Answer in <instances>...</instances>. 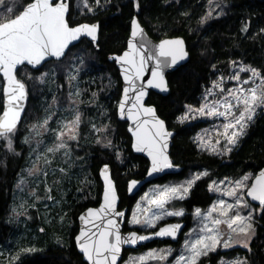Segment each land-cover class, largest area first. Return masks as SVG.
<instances>
[{
  "label": "trees",
  "instance_id": "1",
  "mask_svg": "<svg viewBox=\"0 0 264 264\" xmlns=\"http://www.w3.org/2000/svg\"><path fill=\"white\" fill-rule=\"evenodd\" d=\"M7 2L9 6L18 7L29 0ZM86 2L88 7H85V0H69L67 20L71 26L98 22L97 42L92 44L82 39L61 60L49 61L39 70L21 66L15 75L25 85L27 98L19 129L13 141L10 140V146H6L0 138V242L4 243L18 227L11 213L9 217L12 206L10 189L18 172L25 166L30 146L23 141L30 140L29 128L46 118L51 106L53 116L50 120L57 115L63 119H67L71 113L74 119L79 115L76 138L67 142V147L81 172H72L66 180L71 182L63 199L64 204L60 206V212L69 210L67 221L71 226V236L62 244L49 241V236L43 247L22 252L18 259L13 256L0 258V264H86L74 247L73 235L77 230L78 213L98 204L101 190L98 169L102 164L111 167L120 207L128 206L130 210L134 203L136 198L126 196V182L130 178L143 177L148 162L132 153L127 123L117 119L116 103L121 82L114 62L107 59L108 55L119 54L125 48L133 16L155 40L182 37L189 52L188 62L166 75L168 94L161 96L151 92L147 98V103L155 107L166 127L175 131L169 155L174 164L182 167L178 174L163 177L157 182L184 184L201 173L207 175L195 182L184 199L172 200L166 207L174 211L182 210L183 220L192 224L193 211L200 209L204 212L212 202L214 193L209 189L211 179H237L244 174L253 176L264 167V110L257 111L237 145L223 156L197 148L194 137L203 126L201 120L181 119L187 107L199 105L200 96L210 85L214 74L226 73L234 62L255 69L264 77V0ZM72 70H75L74 80L71 79ZM2 86L3 78L0 75V114L4 109ZM75 90L77 95H72L71 92ZM251 207L253 234L247 247L235 245L224 250L217 249L209 254L210 264L231 259H241L242 264H264V208L248 204V208ZM125 228L130 229V226L125 224ZM131 228L150 231L155 227L149 230H141L137 226ZM161 245L165 244L154 242L142 249L153 248L157 254L165 256L164 252L159 251L163 248ZM130 253L134 251L127 252L124 258ZM166 258L150 259L143 264H166L170 259Z\"/></svg>",
  "mask_w": 264,
  "mask_h": 264
},
{
  "label": "snow or ice",
  "instance_id": "2",
  "mask_svg": "<svg viewBox=\"0 0 264 264\" xmlns=\"http://www.w3.org/2000/svg\"><path fill=\"white\" fill-rule=\"evenodd\" d=\"M95 2L98 4L100 0H95ZM0 6H2V11H0V73L6 78L7 85L3 88L7 106L6 110L3 111L2 118H0V138H4L16 128L22 110L20 101L25 98V85L17 80L15 75L18 66L24 65L25 62L28 65L37 66L49 57L59 59L65 55L69 45L77 41L81 35H87L95 40L97 26H71L67 20L70 8L69 0H29L27 4L18 7L9 6L7 0H0ZM85 7H88L86 0ZM88 10L91 11V8L89 7ZM132 25L131 35L133 39L142 36L143 29L140 28L135 19L132 21ZM128 48L129 50L125 51L122 56L116 57L123 64L130 66L124 69V80L127 82L128 87L123 90L124 99L121 101L119 108L123 114L125 104L128 103L129 99H134L135 102L132 103L131 108L137 109L135 114L136 130L133 133L136 138L135 148L138 152L147 151L151 157L152 168L149 173L151 175L153 172L172 167L165 154L166 141L171 133L165 130L164 122L155 116L154 109L142 107L140 102L145 92L142 87L137 89L135 82L142 79L147 62L155 59L156 64L151 73L152 79L148 80L147 84L166 91L163 69L175 65L177 60L183 59L186 53L183 51L182 40L163 41L157 46V50L147 57L144 55L143 43L137 44L130 41ZM239 71L250 72L251 76L248 79L241 80L239 73H236L232 79L240 83L235 90H229L228 96L224 97L223 101H215L211 105L204 104L198 109L201 115H218L225 118L227 122L222 125V134L228 144H235L239 136L244 134V129L252 121L258 108L264 110V77H261V74L255 69L241 67ZM257 79H259V83H257ZM250 83L254 86L243 87V85ZM130 91L135 93L134 97H129ZM209 94H212L211 90H209ZM221 107L224 109L223 111L219 110ZM131 108L128 110L130 119L133 118ZM141 112L151 116L152 119L139 120ZM79 120L80 117L77 115L70 122V127L65 126L68 127V133L63 131L57 133V139H62L66 134L69 135V139H75V135L70 133L78 126ZM45 124H47V120ZM64 147H66L64 143L57 146V148ZM227 150L230 151V149ZM48 151L52 152L54 149L49 148ZM213 151L215 150L213 149ZM104 172L107 185L103 196L104 202L100 209H89L87 213V217L98 218L102 222L113 213L116 216H124L123 212L115 211L116 194L114 186L106 175V166ZM203 175H207V173L199 174L181 185L165 186L148 201L151 207L142 210L145 213H150V215H145L141 219L140 216L134 213L131 223L154 228L156 227V221L166 216H182L184 214L182 210L168 211L165 207L166 204L172 200L184 199L189 189ZM249 179V176H244L242 180L235 182L231 190L224 193L229 197H234L235 203L220 200L212 206L203 217L204 220L210 221L212 226L210 227L209 224L205 223L199 229L204 235L199 236L191 244L185 243L186 254H181L177 258V264H197L201 256H206L209 251H214L223 239L218 228L219 225H227L229 230L227 239H223L224 247L230 246L235 237L251 238V234H253L250 222L251 213L248 216H242L237 211L238 207H248L247 202H242L237 190L247 188V195L264 205V171L260 172L250 186L246 183ZM135 185L136 182L133 181L130 189ZM209 188L215 190L212 185ZM142 199H148V197L145 196ZM137 208H140L139 204ZM213 213L218 215L213 217ZM195 215L197 217L201 216L200 209L196 210ZM81 219L85 223L92 222L85 216H82ZM94 227L97 232L89 234L88 231L82 230L77 237L79 249L90 264H116L117 254L120 252L122 243L136 244L138 241L149 239L148 236H137L135 232L127 238H122L114 219H106L103 228L100 224H94ZM179 228V224L169 225L160 228L154 235L172 236L174 238ZM110 237L113 239H110ZM245 247H247L246 243ZM147 259L162 260L165 259V256L152 251L146 256L139 257V264H143Z\"/></svg>",
  "mask_w": 264,
  "mask_h": 264
},
{
  "label": "rangeland",
  "instance_id": "3",
  "mask_svg": "<svg viewBox=\"0 0 264 264\" xmlns=\"http://www.w3.org/2000/svg\"><path fill=\"white\" fill-rule=\"evenodd\" d=\"M241 67L250 68L239 62H234L226 73L216 72L210 85L206 87L200 96L199 105L196 107H187L181 116V119L183 118L182 120L184 121L201 120L203 122V126H201L196 132L194 137V142L200 151H205L217 156L228 155L234 146L237 145L238 140L243 136H239L235 144H228L222 134V125L227 122L225 118L218 115H201L198 111V109L204 104L211 105L215 101H223L224 97L228 96L229 90H235L240 83L232 79L236 73H239L241 80L248 79L251 76L250 72H240L239 70ZM70 74L71 79L74 80L76 78L75 70H72ZM259 82V79H257V83ZM216 85L219 86L217 87ZM251 86L254 85L251 83L243 85L245 88ZM221 89H223V91H221ZM209 90H211L212 94H209ZM71 94L77 95V91H72ZM229 99H231V97H229ZM219 110L223 111L224 109L221 107ZM258 110L259 108L256 110L255 115ZM50 111L51 112H49V115L46 118H42L38 123L31 125L28 130L30 140L23 141L26 146L27 144L30 146L25 157V166L18 172L12 183V188L10 189L12 206L10 207L9 217L11 213V217L16 219V226L18 227H16L17 230L14 231L7 242H0V258L2 259L10 258L12 256L14 259H18L22 252H32L41 248L46 244L49 236V241L57 244H62L71 236V226L67 221L69 210L66 209L60 212V206L64 204L63 199L67 194L71 182H67L66 180L71 177L73 174L72 172L78 173L79 171L81 172V169L80 167H77L79 165L77 164L76 159L72 160L67 147V142L74 139H69L68 134L64 135L62 139H57V133L61 131L68 133V127L65 126L67 125L70 127V122L74 120V117L72 116L73 113H71L67 119H63L61 115H57L50 120L53 116L52 106L50 107ZM67 115L68 113L65 114V116ZM46 120L47 124H45ZM252 121H250L248 125ZM17 129H19V127L14 129L13 132L9 133L6 137L1 138L6 146L9 145L11 139L13 141L14 135L17 134ZM24 130L25 128H23L22 131ZM76 130L77 127L70 134L75 135L76 137ZM40 137L44 138L40 139ZM217 141H219V143H217ZM61 143H64L66 147L57 148ZM202 145H204V147H202ZM49 148L54 149V151L49 152ZM213 149L215 151H213ZM227 149H230V151ZM244 176L249 175L244 174L237 179L216 178L210 180L209 186L212 185L213 189H215L210 190L214 193L212 202L206 211L201 212L200 217L195 215L196 209L193 211L194 222L188 227L186 233L183 232L185 235L181 240L179 248L174 249L163 247L159 249L161 253L164 252V255L167 258H170L169 262H166V264H177V258L181 254H186L185 243L187 242L188 244H191L199 236L204 235L199 229L202 228L205 223L209 224L210 227L212 226L210 221L204 220L203 217L213 205L217 204L220 200H224L227 203H235L234 197H229L224 193L231 190L234 187L235 182L242 180ZM249 177L250 179L246 182L247 185H249L252 176ZM181 184H173L172 182H155L148 185L143 192L136 197L129 210L125 224L130 227L137 226L141 230L152 229L140 224H132L131 219L133 214H137L141 219H143L145 215H150V213L142 211L143 209L151 207L148 201L165 186H176ZM245 189L246 188L237 190V194L242 198V202H247L244 197ZM77 190H80V188ZM145 196H147L148 199H142ZM138 204L140 205L139 209L137 208ZM166 209L168 211H174L169 210L167 207ZM237 211H239L242 216H248V214L252 212V207L251 209L248 207H238ZM217 215V213H213V217H216ZM175 217L180 216H166L165 218L156 221V225L162 221ZM218 228L222 238L227 239L229 235L227 225L222 224L219 225ZM223 239L221 240V243L216 246L214 251H209L208 253L215 252L217 249H228L235 245H242L245 247V243L247 245L249 243V239L241 236L235 237L234 241L230 243V246L224 247ZM152 251L153 248H147L130 253L121 264L139 263V257L146 256ZM148 260L150 259H147L146 261ZM217 264H242V260H220Z\"/></svg>",
  "mask_w": 264,
  "mask_h": 264
},
{
  "label": "water",
  "instance_id": "4",
  "mask_svg": "<svg viewBox=\"0 0 264 264\" xmlns=\"http://www.w3.org/2000/svg\"><path fill=\"white\" fill-rule=\"evenodd\" d=\"M134 19L137 21V23L139 24L140 28L143 29V35L142 36H137L135 39H133V37L131 35L132 30H133L132 21ZM80 25H89V26L95 25V26H97V31L95 33L96 39L92 40V38L87 36V35H81V37L77 41L72 42L69 45L68 49H66V51H65V55L67 54V52L69 51L70 48L78 45L81 42L82 39H86L89 42H91L92 44H95L97 42L98 35H99V23L98 22H93V23L82 22V23H78V24L73 25V27L80 26ZM174 40H182L183 41V51H184V53H186V55L184 56L183 59H178L177 63L175 65H172L170 67H166V68L163 69V78H164V82H165L167 90L166 91H162L160 88H157V87H154V86H149L147 84V81L152 79L151 73H152V70L154 69L155 64H156L155 59L150 60V61L147 62V64L145 65V73L143 74L142 79L141 80H137L135 82L136 86H137V89H140L142 87L143 91L145 92V95L141 98V102H140L142 107L152 108V109L155 110V107L152 104H148L147 103L148 95L151 92L159 94L161 96L167 95L168 92H169V86H168L166 75L168 73L178 69L179 67H181L182 65L187 63L188 60H189V52L187 50V46H186V43H185L184 39L182 37H180V36H173V37H164V38L155 40V39L151 38L147 34L145 28L139 22L137 17L133 16L131 21H130L129 33H128V37H127V40H126L125 48L119 54H111V55L107 56V59L109 61H113L114 62V65H115V67L117 69L118 76H119L120 82H121L120 94H119L118 101L116 103V116H117V119L119 121H124V122L127 123V131H128V133L130 135V138H131L130 147H131L132 153L135 154V155H139V156L143 157L148 162V166H147V169H146L143 177H141V178H130L129 180H127V182H126V196L127 197L136 198L141 192H143V190L149 184L154 183V182L158 181L159 179H161L163 177H167V176H170V175L178 174L179 172H181L182 167L180 165L174 164L172 162L171 158H170V155H169L170 147H171V144H172V138L175 135V131L174 130H170V129H168L166 127L165 122L157 115L156 110H155V116L159 120H162L164 122L165 130L167 132L171 133V135L167 138V141H166L167 142V148L165 150V154L167 155L168 160L171 163L172 167L171 168H164L161 171L153 172L151 175H149V173L151 172V168H152L151 157L148 155L147 151L138 152V151H136V148H135L136 138H135L133 133L136 130L137 121L135 119V114L137 112V109L131 108L132 103L135 102L134 99H129L128 103L125 104V110H124L123 114L121 113L120 108H119V105H120L121 101L124 99L123 90H124V88L128 87L127 82L124 80V69L125 68H129L130 66L126 65V64H123L122 62L117 60L116 57L122 56L125 51L129 50L128 45H129L130 41H132L133 43H137V44L143 43L144 44V48H145L144 55L147 57L148 55L154 53L157 50V46L161 42H163V41H174ZM64 56L60 57L59 59L52 58V57L46 58L45 61H43L40 65H37V66L28 65L27 62H25L24 65L27 66L28 68H30L31 70H39V69L42 68V66L45 63H47L49 61H59ZM161 59H163V58H161ZM20 67L21 66H18L17 70ZM15 74H16V72H15ZM0 75L3 78V86H2V93H3V88L7 86L6 85V78L3 77L2 73H0ZM134 96H135V93L130 91L129 92V97H134ZM26 98H27V96H26V89H25V98L22 101H20V106L22 108V110L20 112V118H19L20 120H21V116L23 114ZM3 100H4V109H3V111H5L6 110V106H7V100H6V97L4 96V94H3ZM130 108H131V113H132V116H133V118H131V119L129 118V111H128ZM3 111L0 114V118H2ZM151 119H152L151 116L145 115V114H143V112H141L140 115H139V120H141V121H143V120H151ZM105 166L107 167L106 175H107L108 179L111 181V183H112V185L114 186V189H115V194H116L115 211L124 213L123 217L116 216L113 213L112 215L108 216L106 219H114L115 220V222H116V224L118 226V231H119L120 235L122 236V238L129 237L131 235V233H133V232H135L137 234V236H148L149 237V239L144 240V241H138L136 244L122 243L120 245V252L117 254L116 264H120L121 263L122 257L124 255L125 251H133V250L137 251V250L142 249L144 246L149 245V244L154 243V242L170 241L171 243H176L178 241L179 237L181 236V234L184 232V230L186 228L185 221H165V222H162L161 224H159L158 226H156L151 231H147V232L139 231V230L134 229V228H130V229L124 230V225H125V221H126L127 216H128L129 207L128 206L120 207V199H119V196H118V193H117L115 182H114V180L112 178L111 167H110L109 164H102L99 167V169H98V178H99V181H100V184H101L100 197H99L98 204H96L95 206H88V207L82 209L78 213V215L76 217L77 230H76L75 234L73 235V243H74V247H75L77 253L81 255V258H82L83 262H85L86 264H90V262L85 258L84 254L79 249V245H78V242H77V237L80 235L82 230L88 231L89 234L97 232V229L94 227V224H100L101 228H103L104 224L106 223V219H105L104 222H102L98 218L87 217V213H88L89 209L98 210V209H100L101 205L104 202L103 196H104L105 188L107 186L106 185V181H105V172H104ZM261 171H264V167L258 169L254 173V175L252 176V178L250 180L249 186L252 183H254L255 178L257 176H259ZM133 181L136 182V185H135V187H131V189H130V185H131V183ZM244 197H245V199L247 200V202L251 206L256 207V208H264V205H261L259 201L253 200L250 196L247 195V188L244 191ZM82 216H85L88 220H90L92 222L91 223H85V221L81 219ZM175 224H179L180 228L175 233V237L174 238L172 236H156V235H154V233L159 231L160 228L167 227L169 225H175ZM110 239H113V238L110 237ZM204 264H210V262H206Z\"/></svg>",
  "mask_w": 264,
  "mask_h": 264
},
{
  "label": "flooded vegetation",
  "instance_id": "5",
  "mask_svg": "<svg viewBox=\"0 0 264 264\" xmlns=\"http://www.w3.org/2000/svg\"><path fill=\"white\" fill-rule=\"evenodd\" d=\"M20 119H19V121H18V123H17V125H16V128L19 126V123H20ZM15 128V129H16ZM157 182V181H156ZM155 183V182H154ZM162 183V182H161ZM164 183V182H163ZM177 211H181V210H177ZM183 215L182 216H180V217H175V218H173V219H171V220H169V221H185V220H183ZM125 223H126V221H125ZM185 223H186V228H185V230H184V232L186 233L187 231V229H188V227L189 226H191L192 224H190V222H186L185 221ZM131 228V227H130ZM126 229H129V228H125V225H124V230H126ZM151 231V230H150ZM143 232H147V231H143ZM185 233H182L181 234V236L179 237V239H178V241L176 242V243H171L170 241H163V242H157V243H160V244H165V245H161V246H163V247H167V248H174V249H177V248H179V246H180V243H181V240H182V238H183V236L185 235ZM156 243V242H155ZM141 250V249H140ZM134 252H137V251H135V250H133ZM127 252H129V251H125L124 252V255H123V257H122V261H124L125 260V258H124V256H125V254L127 253ZM209 254L210 253H208L206 256H201V258H200V260L197 262V264H204V263H206V262H209ZM121 261V262H122ZM121 264V263H120Z\"/></svg>",
  "mask_w": 264,
  "mask_h": 264
}]
</instances>
